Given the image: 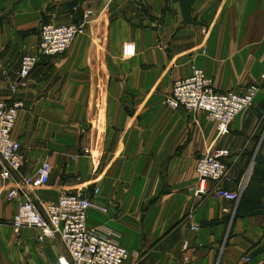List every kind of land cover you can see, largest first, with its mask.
Segmentation results:
<instances>
[{"label": "crops", "instance_id": "0c3cea01", "mask_svg": "<svg viewBox=\"0 0 264 264\" xmlns=\"http://www.w3.org/2000/svg\"><path fill=\"white\" fill-rule=\"evenodd\" d=\"M88 11L69 51L43 58L21 82L41 26L79 24ZM193 66L219 91L260 87L227 134L204 113L166 105ZM0 100L22 103L13 136L23 173L45 161L53 169L47 186L23 192L42 211L63 195H88V227L110 231L132 253L127 264H264V220L242 210V197L192 190L212 149L230 151L232 192L264 157V0H0ZM16 187L0 172V264L71 261L59 238L15 230L27 198L9 200Z\"/></svg>", "mask_w": 264, "mask_h": 264}, {"label": "built area", "instance_id": "2783aa9c", "mask_svg": "<svg viewBox=\"0 0 264 264\" xmlns=\"http://www.w3.org/2000/svg\"><path fill=\"white\" fill-rule=\"evenodd\" d=\"M91 11L85 13L84 21L79 24L56 25L45 23L40 28V42L35 55H25L21 61L20 78L24 84L43 58H54L66 54L72 44L85 32ZM17 86H13L17 90ZM260 87L251 85L245 91H219L214 80L206 76L197 66L192 74L177 80L173 90L166 98V105L173 109H184L190 113H204L217 123L220 135L227 134L232 123L242 113L252 109L260 92ZM22 103H10L0 100V165L1 176L5 181H14L17 187L8 194L9 200L17 199L21 193L26 199L18 203V211L12 225L16 231L22 228H36L41 231L39 240L59 238L68 250L71 261H52L49 264H127L132 253L121 246L107 230L90 229L88 215L95 202L81 193L61 196L58 201L47 203L40 209L23 191L31 193L47 186L52 177V165L45 161L33 175L23 173L24 159L22 144L14 136ZM86 154L91 155L90 151ZM93 157V155H91ZM230 157L228 149H212L201 157L197 164L198 182L192 188L195 196L224 198L237 202L249 182L244 177L236 192L225 188L230 169L226 159ZM97 189L95 193L97 194ZM184 251L189 249L186 241ZM188 260V259H186Z\"/></svg>", "mask_w": 264, "mask_h": 264}, {"label": "trees", "instance_id": "16d2710c", "mask_svg": "<svg viewBox=\"0 0 264 264\" xmlns=\"http://www.w3.org/2000/svg\"><path fill=\"white\" fill-rule=\"evenodd\" d=\"M256 172L258 173V182H254L250 185L247 191L244 193L243 198L241 200V207L247 214L257 215L256 209H258L259 203L256 202L255 199L263 197L264 187L258 188V186L262 182H264V157H259L255 167ZM257 175V174H256ZM261 175V176H260Z\"/></svg>", "mask_w": 264, "mask_h": 264}, {"label": "rangeland", "instance_id": "374dc122", "mask_svg": "<svg viewBox=\"0 0 264 264\" xmlns=\"http://www.w3.org/2000/svg\"><path fill=\"white\" fill-rule=\"evenodd\" d=\"M255 163L253 164V165H251L248 169H247V171L245 172V176L246 177H248V175H249V182H248V185H247V187H246V189L244 190L245 192L247 191V189L250 187V185L252 184V183H254V182H258V173H255L256 172V170H255ZM257 174V175H256ZM261 176V175H260ZM261 183L262 184H260L259 186H258V188H261V187H264V182H262L261 181ZM244 191H243V194L242 195H244ZM263 195V197L261 196L260 198H257V199H255L256 200V202L257 203H259V205H258V209H256L255 211H256V213L258 214V216H260V218L262 219V220H264V194H262ZM242 198H243V196H241ZM241 198V199H242Z\"/></svg>", "mask_w": 264, "mask_h": 264}]
</instances>
